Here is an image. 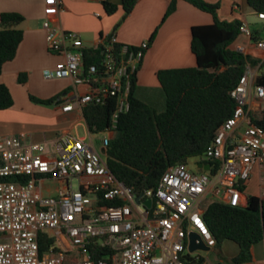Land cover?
Segmentation results:
<instances>
[{
  "label": "built area",
  "instance_id": "obj_1",
  "mask_svg": "<svg viewBox=\"0 0 264 264\" xmlns=\"http://www.w3.org/2000/svg\"><path fill=\"white\" fill-rule=\"evenodd\" d=\"M61 10L59 0H45L48 50L62 55L64 62L46 69L43 76L49 81L71 80L72 91L58 101L64 113L83 114L91 104L114 101L112 127L102 133L100 149L89 128L86 137H59L51 149L25 135L0 136V264H192L188 257L200 262L201 251L188 249L191 232H197L210 249L217 246L203 218L206 199L246 206L242 188L255 169L264 198V128L250 117L251 99L261 101L264 110V85L256 84L264 76V62L257 70L247 67L232 91L237 108L196 161L197 167L198 162H218L217 173L210 175L212 167L191 173L185 165L173 166L157 188L137 194L115 177L102 149L107 150L119 116L131 109L133 79L151 42L129 46L113 32L100 39L99 62L86 65L87 48L80 35L53 24ZM257 17L264 23V13ZM240 32L252 39L247 22H242ZM256 45L264 51V41ZM52 183L62 187L56 195H46ZM43 234L55 239L58 251L41 254ZM92 239L109 249L106 256H93Z\"/></svg>",
  "mask_w": 264,
  "mask_h": 264
},
{
  "label": "trees",
  "instance_id": "obj_2",
  "mask_svg": "<svg viewBox=\"0 0 264 264\" xmlns=\"http://www.w3.org/2000/svg\"><path fill=\"white\" fill-rule=\"evenodd\" d=\"M178 1H184L213 17V23L192 28L191 49L197 59L194 68L162 70L157 77L164 94V109L157 110L136 96V78L131 90V109L119 116L117 128L110 138L106 160L115 177L137 194L157 188L165 172L173 166L187 165L192 158H201L214 141L219 129L233 115L238 106L232 97L248 66L257 67L259 62L251 56L231 49L241 36L242 22L222 21L220 5L206 0H171L165 19L172 15ZM138 0H123L125 17L130 15ZM256 13H264V0H248ZM110 15L118 6L104 1ZM25 21L18 13H3L0 17V76L4 66L12 62L24 40L19 28ZM264 31V29H263ZM262 30L254 31L252 41H262ZM154 33L150 39L153 43ZM85 64L99 62V50H84ZM264 70V63L261 65ZM20 84L27 83V75L20 74ZM264 85L261 74L256 82ZM33 101H38L31 97ZM47 104L57 99L43 101ZM14 99L8 86L0 84V111L11 109ZM115 102L100 106L91 104L84 108L83 115L89 130L101 134L111 130ZM252 123L264 128V110L251 113ZM200 163V162H198ZM211 165L210 175L219 169L218 162ZM243 191L246 186H243ZM203 218L216 240V248L229 241L239 248L238 254L227 263L247 264L252 262L254 246L264 243V198L248 196L247 205L232 207L217 199L203 206ZM41 254L58 251L54 238L41 235ZM89 249L95 258L106 256L108 248L92 239ZM192 264H204L205 260Z\"/></svg>",
  "mask_w": 264,
  "mask_h": 264
},
{
  "label": "crops",
  "instance_id": "obj_3",
  "mask_svg": "<svg viewBox=\"0 0 264 264\" xmlns=\"http://www.w3.org/2000/svg\"><path fill=\"white\" fill-rule=\"evenodd\" d=\"M59 1L62 10L53 20V24L66 32L79 34L87 49L97 50L100 47V39L113 32H116L122 44L129 46H140L143 42L150 41L152 35L156 33L136 76L135 94L148 104L150 103L146 101V90L152 93V96L149 97L152 103L164 102V94L157 77L158 72L197 66L196 56L191 49L192 28L213 23V17L210 14L200 11L184 1H178L176 11L167 19L165 16L171 0H138L135 9L127 17H125L123 0H104L118 6L117 12L112 15L106 12L104 1ZM206 1L220 5L219 16L222 21H245L249 25H254L253 32L260 31V26L264 27V23L258 19L257 13L250 7L248 0ZM3 13H18L24 17L25 21L19 27L24 32V40L18 49L16 58L4 66L0 84H5L12 90L18 84L19 74L25 73L28 76V86L31 90L38 92L43 100L58 98L60 101V98L65 95L63 93L67 90H69L68 93L72 91L71 80H53L54 88L43 92L36 90V84L44 78L43 72L46 69H54L64 62L62 55L53 54L48 50L47 33L43 27L45 0H0V17ZM249 16H256V19L250 21L248 20ZM252 43V39L241 35L231 49L251 56L259 62L258 66H260L264 62V51L256 50L259 55L254 56ZM258 66L250 65L249 67L257 70ZM78 89L84 91V88ZM250 103L252 113L262 110L261 101L251 99ZM55 108L58 109L59 114L51 117L49 125L51 132L48 133L22 131L24 122L21 114L9 110L0 111V136L22 134L35 142L47 144L49 149L53 148L59 137L67 134L74 135L73 131L77 130L83 122L86 123L79 110L64 113L59 104L55 105ZM61 187L59 183H52L45 194L56 195ZM260 191L259 177V194L253 196L260 197ZM2 239L3 237L0 235V241ZM215 249L216 247L211 250ZM238 252L237 246L230 260H221L219 263L231 262ZM252 253L253 260L247 264H264V243L254 246ZM204 264L208 263L205 261Z\"/></svg>",
  "mask_w": 264,
  "mask_h": 264
},
{
  "label": "rangeland",
  "instance_id": "obj_4",
  "mask_svg": "<svg viewBox=\"0 0 264 264\" xmlns=\"http://www.w3.org/2000/svg\"><path fill=\"white\" fill-rule=\"evenodd\" d=\"M254 19H256V16L248 17V20L250 21H253ZM250 27L253 28L254 25H250ZM263 29H264L263 26L259 27V30L260 31L262 30L261 35H262V40L264 41ZM256 46H257L256 42L253 41L252 48L254 49V51L252 50V52L254 56L257 57L259 54L256 52V50H260V49H257ZM18 78H17V81H18ZM17 83L18 84H16V87L10 90L12 93L13 99H14V106L8 110L21 114V116L23 117L24 126L21 130L22 131L31 130L33 132L35 131V132H42V133L51 132V130L49 129V125L51 121L50 119L53 115L59 114L58 109L55 108V105H57L58 102H55L54 104L44 103L43 101L45 100H43V98L39 96V93L36 92L35 90H31L30 87L28 86V76H27L26 84H20L19 82ZM54 87H55V82L46 80L45 78H43L42 80H39L38 83L36 84V90L37 91L39 90L42 92L44 90H47L49 88L52 89ZM68 91L69 90H67V92L63 94L68 93ZM151 96H152L151 91L146 90L145 91V97L147 99L146 101L149 102L150 105L155 107L157 110L162 111L165 107L164 102L161 103V101H159L158 104H154L149 98ZM31 97L36 98L38 101H33ZM73 134L79 137H86L88 134V127L86 123L83 122L82 125H80L77 128V130L73 131ZM18 135H22V134L3 135V136H18ZM93 137L95 139L96 148L100 149L101 140L103 139V137H105V134H102V133L94 134ZM186 167L191 173H198L197 162L195 158L190 159ZM74 186L78 188V183L74 182ZM244 194L245 196H253L254 194L255 195L259 194V176H258L257 169H255L253 177L246 185V190L244 191ZM210 200H211V197H208L205 201V205L208 204ZM236 248L237 246L234 243L225 242L224 244H222V246L217 247L215 250H210L208 252L201 251V252H198L197 255H201L208 264H217L221 260L222 261H224L225 259L230 260L233 257L232 255H234V251Z\"/></svg>",
  "mask_w": 264,
  "mask_h": 264
},
{
  "label": "water",
  "instance_id": "obj_5",
  "mask_svg": "<svg viewBox=\"0 0 264 264\" xmlns=\"http://www.w3.org/2000/svg\"><path fill=\"white\" fill-rule=\"evenodd\" d=\"M102 153L107 155V150L102 149ZM200 172L210 171L211 165L199 163L198 167ZM142 196L137 198V202L140 203V199ZM146 205L150 208L152 206V201L146 202ZM188 249L190 253H194L197 250L208 252L211 249L206 246L205 242L202 240L201 236L197 232H191L188 237Z\"/></svg>",
  "mask_w": 264,
  "mask_h": 264
}]
</instances>
